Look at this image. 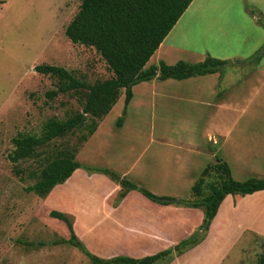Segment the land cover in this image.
Returning <instances> with one entry per match:
<instances>
[{
	"label": "rangeland",
	"instance_id": "1",
	"mask_svg": "<svg viewBox=\"0 0 264 264\" xmlns=\"http://www.w3.org/2000/svg\"><path fill=\"white\" fill-rule=\"evenodd\" d=\"M2 2L0 264H92L79 248L68 242L70 231L67 224L50 215L53 209L45 202L47 196L40 197L28 190V187L38 181L43 167L56 158L75 154L76 160L82 163L80 171L72 181L65 186V183L60 184L62 187L59 189L67 190L69 197L78 204L74 228L78 231L79 235L77 231L76 233L80 240L92 252L94 249H100L96 248L99 244H103L107 251L123 247L121 243L114 244V241L106 243V240L101 239L92 230L94 220L100 219L102 214L94 213V216L90 202L94 203V212L98 207L101 210L108 198L110 187L109 183L80 176L86 172V166L106 168L122 179L124 171L133 166V174L125 179H131L157 195H175L177 200H201L210 193L211 182L221 181L219 171L214 168L210 170V174L204 178L203 193L198 197L192 188L201 176L193 181L190 173H184L179 179L172 180L165 173L168 169L176 170L179 164L188 158V148L159 147L152 142L153 134L155 138L160 136L186 143L185 146L189 142L204 141L211 114L202 101L208 99V86L213 79L161 85L173 95H182L181 98L172 97L171 100L157 98L150 94L151 88L141 85L136 89V99L128 105L126 119L123 113L125 91L122 89L118 102L110 113L99 121L96 132L87 140L84 136L89 134V127L94 119L90 114L87 115V122L83 127H78L38 148L29 158L13 162L10 154L16 148L15 138L41 135L50 119L70 118L83 110L87 100V89L61 93L53 99L48 98L46 93L58 88L59 79L38 73L35 70L36 65L53 64L65 67L87 84L110 79L114 74L94 47L75 44L66 36V28L79 12L81 0ZM170 33L168 41H174L180 48L173 54L176 59L196 63L203 61L206 54L210 53L209 55L219 59L236 63L240 61L235 65H227L224 68L226 73L254 72L258 65L254 62L264 59V0H194ZM259 52L260 59H254ZM152 62L158 63L159 59H153ZM182 92L184 94H181ZM258 103L264 104V101ZM120 117L123 118L121 124L118 121ZM102 121L104 122L100 127ZM168 127L170 129H167ZM167 131L169 135L165 134ZM141 156H144L142 164L147 165L146 174L139 173ZM231 163L238 175L235 162ZM158 164L162 166L159 167ZM152 170L156 172L151 173ZM161 173L160 176H150ZM106 176L120 187L111 200L116 204L124 187L121 180ZM254 177L264 178L261 175ZM114 188L115 186L109 194L114 192ZM130 201L138 204L136 210L142 212L153 226L172 221L164 230L166 237L175 241L172 246L193 234L201 237L205 214L203 207L179 205L176 206L178 209H174L173 204V208L160 211L146 209L138 202L140 200L137 197ZM122 215L123 211L118 213L117 217L122 219ZM69 216L75 222L74 217ZM234 222L230 236L221 238L227 239L222 244L230 250V256L224 264H257L264 250V238L255 233H245L246 230L241 231L239 221ZM107 225L109 224L101 221L98 226L104 231L110 227ZM241 225L244 227L247 224ZM158 229L162 231L163 227ZM239 231L245 235L236 246L237 242L234 244L232 237ZM188 233L190 234L187 235ZM159 245L162 248L164 244L159 241L153 246L158 248ZM165 247L169 248L168 244H165Z\"/></svg>",
	"mask_w": 264,
	"mask_h": 264
},
{
	"label": "trees",
	"instance_id": "2",
	"mask_svg": "<svg viewBox=\"0 0 264 264\" xmlns=\"http://www.w3.org/2000/svg\"><path fill=\"white\" fill-rule=\"evenodd\" d=\"M194 0H81L79 12L66 28V36L75 44L91 46L101 54L114 77L87 84L76 78L65 67L53 64H39L35 70L44 75L59 79L58 88L46 93L48 98H55L61 93L87 89L86 103L81 112L66 120L50 119L41 135H27L14 139L16 148L10 158L13 162L31 157L38 148L48 145L58 137H63L87 122V115L94 117L89 127L87 140L92 136L99 121L107 116L118 102L122 89L125 91V114L128 105L134 97V87L142 82L158 79L184 80L196 76L213 73L223 74L227 65L235 62L222 60L213 56L198 63L179 60L175 64L161 61L159 65L146 67L151 57L170 34L178 21L184 15ZM3 3L0 0V4ZM261 52L253 58L258 60ZM258 57V58H257ZM98 119V120H97ZM123 118L118 119L122 123ZM215 164L208 165L198 182L193 186V193L202 195L204 178L213 168L219 171L221 181L209 184L210 193L201 200H185L170 196L157 195L150 190L140 187L129 179L123 178L124 187L120 193V202L132 190H138L152 201L161 204L176 203L180 206L203 207L204 219L201 225V237L192 235L179 243L142 258L116 256L105 259L90 252L78 237L71 217L63 212L52 210L50 215L64 221L70 231V242L79 248L92 264H156L172 261L192 247L201 243L207 236L212 221L216 217L219 207L227 195H248L264 190V178L252 177L246 180H237L233 177L230 165L219 156ZM82 167L76 160L75 154L59 157L43 167L38 181L28 187L40 197H46L58 185L65 183L73 173ZM88 172L103 173L110 176L106 168L86 166ZM112 177V176H111ZM114 179V178H113ZM115 180V179H114ZM116 202V204H118ZM257 264H264V250Z\"/></svg>",
	"mask_w": 264,
	"mask_h": 264
},
{
	"label": "crops",
	"instance_id": "3",
	"mask_svg": "<svg viewBox=\"0 0 264 264\" xmlns=\"http://www.w3.org/2000/svg\"><path fill=\"white\" fill-rule=\"evenodd\" d=\"M169 35L151 57L146 67L159 65L161 61L171 65L181 60L173 56L174 52L179 51L180 48L174 41H168ZM209 54L206 55L211 56ZM153 59H156V61L159 59V62L153 64ZM237 63H240V61H237ZM237 63L235 62L233 64L235 65ZM254 64H258L254 72L213 73L199 76L204 78H198V76H196L184 80L167 79L161 81L153 79L151 81L142 82L134 87V97L130 104L136 99V89L141 85L146 86V88H151L149 91L150 94L155 95L157 98L162 97L171 100L173 99L172 97L181 98L182 95H173L169 90L162 88L161 85L170 83L183 84L199 79H213L208 86L210 90L207 92V95H209V97L202 101V104L207 107V111L211 114L209 128H207L205 133L206 137H204V141L189 142L188 145L185 146L186 143L164 139L160 136L155 138V134L152 135V142L154 141L159 147L184 146L188 148V158L181 162L176 170H166V175L170 176L172 180L179 179L184 173H190L192 178H194L193 181H195L196 177H200L209 164L216 162L217 156L229 163L232 175L237 180L243 181L254 176H264V104L258 103L259 101H264V59L255 61ZM181 94H184V92ZM127 115L128 108L125 113V119ZM104 121L101 122L100 127L103 125ZM167 129L170 128L168 127ZM165 134L169 135L168 131ZM144 156L140 158L139 173L146 174L147 165L142 164ZM232 161L235 162L238 175H236L233 170ZM158 166L161 167L162 164H158ZM79 171L80 169H77L63 186L70 183ZM133 171L134 167H129V169L122 174L123 178H130ZM155 172L156 170L151 171V173ZM160 175H162V173L155 175L150 174V176ZM80 176L109 183L110 191L115 186L114 192L109 194V191V193H107L108 198L105 200L101 210H99L98 207L94 212V203L90 202L92 214H102L100 219L94 220V227H92V230L99 235L101 239L106 240V243L112 241H114V244L121 243L123 248H115L111 251H107L103 244H99V246L96 245V248L98 247L100 249L98 251L94 249V252H92L88 246H86L90 252L96 253V255L105 259L116 256L142 258L167 249L165 244H168V247L174 244L175 241L170 240L166 237L167 235L164 234V230L167 228L166 225L172 223V221L157 225L160 228L163 227L162 232L156 225L153 226L151 222L146 220L142 212L136 210L138 204L130 200L137 197L140 200L138 202H141L146 209L160 211L162 209L169 210L173 208V204H175L174 209H178L176 206L179 205L176 203L165 205L152 201L138 190L130 191L126 197L116 205L115 202L111 200L113 195L119 191L120 187L117 186L111 178H107L103 173H91L87 170ZM132 182L135 183V181ZM61 187L62 185L56 186L47 196L45 202L51 209L73 216L75 219V226L78 216V204L72 197H69V192L67 190H60L59 188ZM163 196L177 198L175 195L163 194ZM121 211H123L122 216H124L122 219L117 217L118 213ZM235 220L239 221L238 226H241V231L246 230L244 231L245 233H255L258 237L264 238V190L245 196L227 195L210 225L206 238L198 245L186 251L183 255L176 257L171 264H224L230 256V250L225 244H222V242L227 239L222 240L221 238L230 236L231 227L235 225ZM101 221H104L105 224H109L107 226L110 227H107L104 231L100 230L98 225ZM252 223L253 225L251 226ZM241 224L247 225L242 227L243 225ZM244 232L242 234V232L239 231L236 236L234 235L232 237L234 244L237 242L236 246L243 239L245 235ZM189 234L190 233L187 235ZM159 241L164 244L162 248L160 247L161 245H159L158 248L153 246ZM147 244H150V246Z\"/></svg>",
	"mask_w": 264,
	"mask_h": 264
},
{
	"label": "water",
	"instance_id": "4",
	"mask_svg": "<svg viewBox=\"0 0 264 264\" xmlns=\"http://www.w3.org/2000/svg\"><path fill=\"white\" fill-rule=\"evenodd\" d=\"M110 176H112L114 179H116L117 181H120L122 180V177L121 176H118V175H115V174H110Z\"/></svg>",
	"mask_w": 264,
	"mask_h": 264
}]
</instances>
